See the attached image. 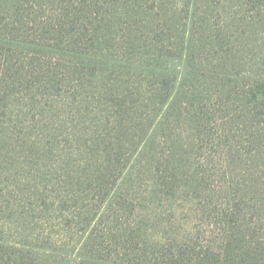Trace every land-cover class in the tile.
<instances>
[{
    "label": "rangeland",
    "instance_id": "obj_1",
    "mask_svg": "<svg viewBox=\"0 0 264 264\" xmlns=\"http://www.w3.org/2000/svg\"><path fill=\"white\" fill-rule=\"evenodd\" d=\"M52 1L51 6L58 4ZM194 1L199 10L197 28L193 29L202 32L206 17L218 28L227 22L230 28L222 38L225 44L228 39L232 43L224 48H233L235 72L257 69L261 63L258 71L264 73V3L258 19H251L250 0ZM139 2L143 4L138 15L141 25H148L151 19L159 33L172 36L183 29L181 20L176 19L182 14L176 16L174 11L180 12L189 0ZM33 11L51 13L49 8L38 6ZM114 12L113 28L119 19L118 11ZM253 22L257 23L254 28ZM106 33L117 43L111 46L112 52L121 53L126 32ZM126 35L128 38L131 33ZM100 37L105 38L103 34ZM25 57L28 56L20 59ZM36 59L32 58L30 67L39 74V86L30 87L21 80L14 85L7 81V90L17 89L20 94L9 98L5 104L8 109L0 112L3 241L68 250L79 245L91 230L97 236L101 230L107 233L106 227L113 221L115 229L111 231L117 233L125 228L133 234L134 230L148 245L156 239H170L187 244L183 250L214 248L222 245L223 216L235 227L238 224L243 234L251 229L258 237H264V219L260 221L255 216L259 209L252 208V214L238 211L241 207L249 211L248 199L238 183L247 179L248 159L254 155L247 143L241 144L242 151L236 153V144L245 140L241 133L231 135L225 130L221 133L222 145L214 138L206 140V148L201 146L203 132L198 131L197 139H193L189 118L183 113V124L180 129L175 128L174 135L164 132L148 141L144 129L154 124L164 108L157 99L153 108L148 104L149 90L143 78H129L117 68L86 75L82 65L74 67V62L69 65L68 60L58 61L54 55L43 60L48 67L45 70ZM16 79L19 81L20 77ZM220 100V111L213 114L217 107H210L209 111L213 116L209 127L219 133L221 127H228L227 117L235 120L232 110L223 111L225 100ZM145 104L149 106L141 109ZM175 118L174 114L170 120ZM143 148L146 152L141 156L139 151ZM167 161L183 166L185 175L193 179L205 171V184L187 189L181 183L178 190L169 184L168 175L161 173ZM255 171L257 176L263 175L257 180L258 188L263 190L264 172L259 168ZM107 189H112V209L106 202ZM240 197H244L243 201H239ZM95 211L96 220L89 222L87 219ZM101 214L106 216L100 219ZM166 251L161 255L169 254Z\"/></svg>",
    "mask_w": 264,
    "mask_h": 264
},
{
    "label": "trees",
    "instance_id": "obj_2",
    "mask_svg": "<svg viewBox=\"0 0 264 264\" xmlns=\"http://www.w3.org/2000/svg\"><path fill=\"white\" fill-rule=\"evenodd\" d=\"M54 1L58 4L53 7L52 0H0V112L8 109L5 104L9 98L20 94L17 89L8 91L7 81L14 85L21 80L30 87L39 86V74L30 67L33 57L46 67L45 70L48 67L43 60L54 55L58 61L68 60L69 65L74 62V67L82 65L86 75L88 72L92 75L95 71H115L117 68L129 78H143L149 90L146 97L148 104L156 106L154 99H157L164 108V113L158 112L154 124L144 129V137L148 141L164 132L174 135L175 128L180 129L183 124L180 117L183 113L189 118L193 139H197L198 131L203 132L201 146L208 145L206 140L214 138L222 145L221 133L225 130L231 135L242 134L245 140L236 144V153L242 151L241 144L247 143L254 150V155L248 159L247 179L238 183L248 199L249 211L245 212L242 207L238 211L252 214L251 209L257 207L259 211L255 216L263 220L264 189L257 186L258 177L263 175L257 176V170L253 172V169L259 168L264 172V168L260 169V165H264V73L258 71L261 63L257 69L235 72L233 48H224L232 43L228 39L225 44L223 39L230 25L224 22L218 28L211 25L206 17L203 31L198 33L193 29V26L197 28L199 10L194 0H189L180 12L174 11L176 16L182 14V18L176 19L181 20L180 28L183 26L175 36L159 33L151 19L148 25H141L143 21L138 17L143 6L139 2L141 0ZM262 2L249 1L251 19H258ZM37 6L49 8L50 15L43 12L41 14L46 16H42L33 11ZM114 11H118L119 19L113 28L111 19ZM256 25L253 22L251 27ZM38 26L40 30H37ZM111 30L131 33L128 38L124 33L121 53L115 54L111 50V46L117 44L112 35L106 33ZM100 34L105 38H101ZM24 55L28 57L21 60ZM16 76L20 77L19 81ZM220 99L225 100L223 111L232 110L235 120L227 117L228 127H221L219 133L209 127L213 120L209 111L210 107H217L213 114L220 111ZM230 101L231 105H227ZM149 105L145 104L141 109ZM174 114L176 118L170 120ZM175 147L179 146L176 144ZM145 152L143 148L139 155L143 156ZM172 161L165 162L161 171L170 178V185L181 190V183L186 184L187 189L205 184L202 178L205 171L193 179L186 176L183 166L174 165ZM111 192L112 189L106 190V202L112 209ZM244 197H240L239 201H243ZM96 214L97 211L93 212L87 220L94 222ZM105 216L101 214L100 219ZM108 217L111 220V216ZM224 217L220 237L222 245L214 248L206 246L204 249L192 247L183 250L182 247L187 244L182 240L171 242L170 239L163 242L154 239V243L148 245L143 236L134 230L133 234L125 228L117 233L111 231L115 227L110 221L107 233L101 230L97 236L91 230L83 236L79 245L68 250L45 249L37 245L27 247L3 241L0 237V264H46L49 259H52L49 264H264V237H258L257 232L251 229V232L243 234L238 224L235 227ZM165 249L169 254L161 255Z\"/></svg>",
    "mask_w": 264,
    "mask_h": 264
}]
</instances>
